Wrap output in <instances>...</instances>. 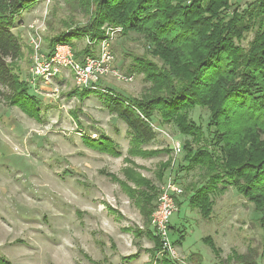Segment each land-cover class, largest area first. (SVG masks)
Masks as SVG:
<instances>
[{
    "label": "rangeland",
    "instance_id": "obj_1",
    "mask_svg": "<svg viewBox=\"0 0 264 264\" xmlns=\"http://www.w3.org/2000/svg\"><path fill=\"white\" fill-rule=\"evenodd\" d=\"M252 1L235 0L225 13L231 17L236 9L241 12ZM80 2L41 0L22 14L20 25L13 30L22 46L20 77L41 105L40 116L33 119L0 100V256L9 264H159L149 254L153 248L145 234L149 226H145L121 185L104 174L124 183L122 170L130 165L126 164L128 160L139 168L136 172L152 182L157 193L168 175L182 187L180 205L169 218L167 232L179 258L187 264H192V255L195 260L199 257L201 264H264L259 216L234 188L212 196L209 219L189 207L190 193L185 189L199 182L200 172L186 171L182 147L190 138L181 135L173 123H162L156 113L151 120L155 138L142 147L145 152L167 149V154L130 157L128 130L108 111L100 93L83 102L68 98L75 88L69 70H61L60 77L48 84H30L33 46L37 44L42 53L47 52L51 37L85 25L90 9ZM106 29L102 40L109 39L111 68L133 79L125 83L111 74L98 88L138 98L150 84L130 70L140 56L152 60L151 47L133 33L122 36L120 31L106 37ZM252 38L253 33H248L241 47L247 48ZM86 45L87 40L81 39L75 49ZM92 48L96 53L98 47ZM189 119L204 131L201 146L213 149L207 129L208 110L194 108L189 111ZM100 135L110 137L121 156L100 154L84 146L82 137L94 139ZM174 142L182 150L177 157L171 151ZM166 161L173 166L170 164L163 179L157 181L159 165ZM206 237L219 250L218 255L202 242ZM128 257L131 259H123Z\"/></svg>",
    "mask_w": 264,
    "mask_h": 264
},
{
    "label": "trees",
    "instance_id": "obj_2",
    "mask_svg": "<svg viewBox=\"0 0 264 264\" xmlns=\"http://www.w3.org/2000/svg\"><path fill=\"white\" fill-rule=\"evenodd\" d=\"M40 1L0 0V100L33 119L40 116L41 103L20 77L22 46L13 30L20 25L22 14ZM76 1L90 9L89 19L81 27L51 37L47 45L50 54L56 45L62 44L73 49L76 60L92 57V47H97L105 37L103 28L110 27L120 28L122 36H141L145 46L151 47L152 60L160 64L144 56L134 60L130 72L142 75L143 81L150 84L138 98L122 97L109 88L79 91L76 87L68 98L83 102L100 93L108 111L128 130L130 157L167 154V149L145 152L142 147L155 138L151 120L156 113L162 123H173L181 135L190 138L182 147L186 171L200 172L199 182L185 189L190 193L189 207L209 219L212 196L234 188L259 216L264 256V0L250 2L241 12L236 9L231 17L225 11L235 0ZM250 32L252 40L247 48L241 47ZM81 39L94 44L76 50L75 43ZM197 107L209 112L207 129L213 149L201 146L204 131L189 119V111ZM82 138L88 149L121 156L117 144L108 136ZM125 161L130 165L122 170L124 183L104 174L121 185L148 227L157 188L136 172L139 168L135 164ZM170 164L166 161L159 165L157 181L163 179ZM145 234L153 242L149 254L156 263L177 264L165 256L157 259L159 240L149 230ZM137 235L141 232L137 231ZM202 242L215 255L219 254L209 237ZM195 257H189L192 264H201V259ZM0 264L9 262L0 256Z\"/></svg>",
    "mask_w": 264,
    "mask_h": 264
},
{
    "label": "built area",
    "instance_id": "obj_3",
    "mask_svg": "<svg viewBox=\"0 0 264 264\" xmlns=\"http://www.w3.org/2000/svg\"><path fill=\"white\" fill-rule=\"evenodd\" d=\"M120 31L118 28L107 27L106 37ZM93 44L87 41V45L93 46ZM97 47L94 56L76 60L72 49L67 45H56L53 53L50 54L48 51L42 53L39 45L35 44L32 48L30 68L32 82L29 83L35 85L40 81L48 84L60 77L61 70L66 69L72 74L75 87L79 91L99 89L98 84L111 74L125 83L131 82L132 76H124L111 68L113 56L108 49L109 39L102 40ZM171 151L175 157L181 154L180 144L174 142ZM175 180L174 177L168 175L166 182L161 186L155 208L149 217V230L160 243L157 259L165 256L177 264H187L184 259L179 258L167 234L169 218L177 211V202H180V197L183 195L182 187Z\"/></svg>",
    "mask_w": 264,
    "mask_h": 264
}]
</instances>
